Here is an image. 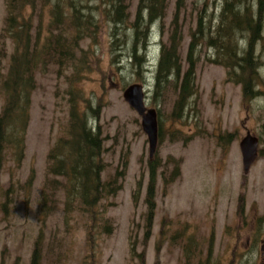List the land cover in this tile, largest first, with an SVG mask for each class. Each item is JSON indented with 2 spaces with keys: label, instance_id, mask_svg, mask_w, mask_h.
<instances>
[{
  "label": "rangeland",
  "instance_id": "obj_1",
  "mask_svg": "<svg viewBox=\"0 0 264 264\" xmlns=\"http://www.w3.org/2000/svg\"><path fill=\"white\" fill-rule=\"evenodd\" d=\"M137 5L138 0L130 5L132 17ZM174 8L175 0H170L166 17L153 26L147 67L158 62L161 39H166L160 24L168 30ZM193 8L190 0L187 16L195 18ZM38 9L42 16L35 17V25L47 31L51 5L39 4ZM6 13V1L0 0V34ZM262 18L260 36L251 43L239 41L238 54L244 46H253V67L240 70L246 79L236 81L228 66L210 62L207 55L213 49L201 51L196 66L199 92L191 95L188 116L182 120L171 117L176 100L172 82L155 103L153 73L148 68L139 76L125 53L115 58L123 49L113 51L109 23L102 18L97 40L81 41L89 53L74 90L84 95L82 107L90 103L100 109L90 125L105 146L103 178L117 168L123 170L128 158L123 187L91 212L81 209L77 199L67 212L61 191L58 209L44 223L39 217L45 188L47 201L54 202L52 186L46 184L54 179L47 171L48 155L67 132L69 80L74 77L71 68L58 63L40 67L31 96L24 160L18 165L9 154L0 173V264H30L38 239L44 264H264V14ZM189 39L186 30L184 55ZM5 47L0 35V77L8 69L14 44L6 39ZM132 82L144 84L148 106L161 112L162 127L152 156L142 117L124 97ZM3 102L0 91V112ZM249 133L258 137V153L246 169L241 142ZM150 160L159 165L151 219L146 201ZM172 161L180 163L177 177L170 176ZM34 172L33 182L28 181ZM107 226L112 230L107 232Z\"/></svg>",
  "mask_w": 264,
  "mask_h": 264
},
{
  "label": "trees",
  "instance_id": "obj_2",
  "mask_svg": "<svg viewBox=\"0 0 264 264\" xmlns=\"http://www.w3.org/2000/svg\"><path fill=\"white\" fill-rule=\"evenodd\" d=\"M5 1L7 13L0 34L1 41L6 49L5 40L10 39L14 49L10 54L8 69L0 77V91L4 98L0 112V173L9 154L18 165L24 160L31 96L37 87L38 69L56 63L61 67L71 68L74 78L69 80L67 132L55 142L48 155L47 171L54 179H47L46 184L52 186L54 202L50 204L47 201L45 188V195L40 200L42 216L39 218L44 223L48 215L53 213L55 208L58 209L61 203L58 193L61 191L64 192L62 203L67 212L76 199L77 202H82L81 209L94 211L104 199L115 196L123 187L128 158L124 162L123 170L117 168L108 178H103L106 169L103 156L105 146L99 132H95L94 126L90 125V119L96 118L100 109L90 103L86 108L82 107L81 98L84 95L81 90H74L76 77L80 70L86 67L85 55L89 53V48L84 47L81 41L84 38L97 40L98 30L103 27L102 18H106L113 37V51L116 52V47L123 49V52L119 49L121 52L115 53V58L120 53L131 57V66L139 75V72L148 69V48L153 26L166 17L170 0H138L133 17L130 9L133 0ZM189 1L175 0L168 30L160 24L162 37L166 34V39H161L158 62L150 68L153 73L155 103H158L166 87L172 82L176 100L171 117L181 120L188 116L186 107L191 104V95L199 92L196 84V66L201 60V51L205 47L213 49V53L207 55L210 62L228 66L235 73L233 76L236 81L240 78L246 79L247 74L240 70L245 65L253 67L250 55L253 46H244L238 54V48L241 46L239 41H255L256 36H260L264 14V0H226L225 3L222 0H193V12L196 14L194 18L187 16ZM39 4L43 8L47 4L51 5V21L47 31L42 29L41 24L35 25L34 22L36 16L41 20L42 8L37 10ZM186 30L190 39L184 55L182 49ZM152 99L154 98H151L153 103ZM160 114L158 111V120ZM160 126L159 121V128ZM172 162L174 167L170 176L177 177L180 173V163ZM158 174L157 161L150 160L149 196L146 198L151 210L149 219L155 207L153 194L155 195ZM34 177L35 172L28 181L33 182ZM139 191L134 193L136 202L140 196ZM111 230V227H106L107 232ZM39 244L38 239L30 264H44Z\"/></svg>",
  "mask_w": 264,
  "mask_h": 264
},
{
  "label": "water",
  "instance_id": "obj_3",
  "mask_svg": "<svg viewBox=\"0 0 264 264\" xmlns=\"http://www.w3.org/2000/svg\"><path fill=\"white\" fill-rule=\"evenodd\" d=\"M144 85L141 82L130 83L124 90V97L142 117V126L149 137L150 154L153 155L159 134L158 111L156 107L148 106L146 102ZM243 159L247 167L254 160L258 151V137L248 134L242 142Z\"/></svg>",
  "mask_w": 264,
  "mask_h": 264
},
{
  "label": "flooded vegetation",
  "instance_id": "obj_4",
  "mask_svg": "<svg viewBox=\"0 0 264 264\" xmlns=\"http://www.w3.org/2000/svg\"><path fill=\"white\" fill-rule=\"evenodd\" d=\"M143 80H144L145 83H148V81H147V79L145 77L143 78Z\"/></svg>",
  "mask_w": 264,
  "mask_h": 264
}]
</instances>
